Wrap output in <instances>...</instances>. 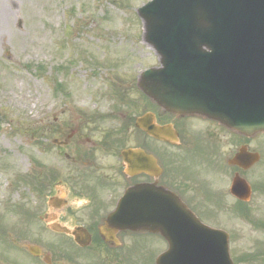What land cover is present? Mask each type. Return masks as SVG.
<instances>
[{"label": "rangeland", "instance_id": "rangeland-1", "mask_svg": "<svg viewBox=\"0 0 264 264\" xmlns=\"http://www.w3.org/2000/svg\"><path fill=\"white\" fill-rule=\"evenodd\" d=\"M146 1L0 0V233L5 230L14 237L27 224L31 230L33 224L17 212L20 207L35 215L48 210L52 187L38 196L35 180L49 174L52 165L60 166L59 178L75 169L59 150L73 155L82 142V149L88 151L87 139L98 142L106 131L118 127L122 114L145 111L136 77L158 63L155 51L143 41L142 22L135 11ZM56 82L63 89H57ZM121 92L129 104H120ZM133 101L137 106H132ZM54 127L76 133L58 150ZM146 143L151 150V140ZM125 144L135 141L127 138ZM251 146L260 150L264 160V135L253 139ZM95 153L103 162L101 150ZM247 177L253 186L262 184L264 163ZM248 204L247 218L232 207L218 215L212 208L210 213L217 218L205 219L228 231L233 261L235 257L239 264H264L260 256L245 263L249 252L264 250V227L258 224L264 223V190L253 193ZM34 225L40 227L38 220ZM33 228L31 233L36 232ZM3 240L1 236L0 253L23 258L13 246L6 248ZM6 262L0 255V264Z\"/></svg>", "mask_w": 264, "mask_h": 264}, {"label": "water", "instance_id": "water-1", "mask_svg": "<svg viewBox=\"0 0 264 264\" xmlns=\"http://www.w3.org/2000/svg\"><path fill=\"white\" fill-rule=\"evenodd\" d=\"M256 8L264 9V0H151L138 8L143 39L160 63L141 73L139 89L177 114L214 118L243 134L264 131V12ZM153 121V114L145 113L136 126L165 138L170 129ZM132 154L145 169L142 162L151 158L142 150L124 152L129 159ZM256 158L240 154L236 161L249 166ZM246 187L236 178L231 190L247 198ZM133 191L139 199L134 204L122 201L112 216H117L119 228L158 232L168 241L169 250L157 264H168L169 252L177 264H231L225 232L204 225L174 196L152 184ZM126 195L132 197V188ZM179 242L182 252L174 254Z\"/></svg>", "mask_w": 264, "mask_h": 264}, {"label": "flooded vegetation", "instance_id": "flooded-vegetation-1", "mask_svg": "<svg viewBox=\"0 0 264 264\" xmlns=\"http://www.w3.org/2000/svg\"><path fill=\"white\" fill-rule=\"evenodd\" d=\"M126 103L129 101L122 102ZM154 112L157 124L173 126L176 135L170 139L176 138L177 142L150 139L142 133L143 144L147 138L152 142L151 156L155 163L151 164V176L126 170L121 156L124 148L138 146L140 132L133 127L137 115L122 114L118 127L106 131L98 142L87 139L88 151L82 149V142L75 147L73 155L59 150V155L75 169L60 178V166L52 165L48 178L39 173L41 190L51 183L53 191L48 212L39 217L44 230L21 232L10 238L14 250L23 258L7 256V264H151V255L161 249V242L165 244L162 238L107 225L109 213L126 189L140 182H151L173 192L201 220L211 214V208H230L237 201L229 192L233 177L239 174L247 180L248 173L260 165L261 157L246 170L230 160L241 149L256 151L251 146L252 137L236 134L211 119ZM52 132L56 135L53 143L57 150L68 145L76 134L64 133L59 127L52 128ZM127 138L135 144L126 145ZM95 149L101 150L103 162ZM51 224L66 226L72 234L55 232Z\"/></svg>", "mask_w": 264, "mask_h": 264}]
</instances>
